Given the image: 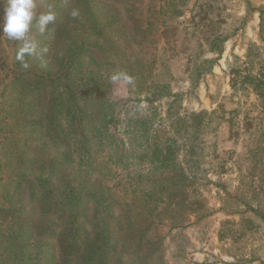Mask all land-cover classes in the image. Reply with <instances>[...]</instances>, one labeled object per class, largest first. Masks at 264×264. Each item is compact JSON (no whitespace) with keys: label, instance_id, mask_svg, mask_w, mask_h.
<instances>
[{"label":"trees","instance_id":"1","mask_svg":"<svg viewBox=\"0 0 264 264\" xmlns=\"http://www.w3.org/2000/svg\"><path fill=\"white\" fill-rule=\"evenodd\" d=\"M49 7L55 24L32 33L48 51L24 68L13 41L0 60V264H169L168 234L203 207L190 191L202 162L183 155L197 153L219 112H178L170 69L193 86L213 69L231 36L227 6L38 0V11ZM201 12L213 18L200 35ZM200 40L217 57H202ZM240 74L264 97V71ZM116 78L129 97L112 94ZM235 109L221 105L211 133L232 135Z\"/></svg>","mask_w":264,"mask_h":264},{"label":"rangeland","instance_id":"2","mask_svg":"<svg viewBox=\"0 0 264 264\" xmlns=\"http://www.w3.org/2000/svg\"><path fill=\"white\" fill-rule=\"evenodd\" d=\"M217 2L227 6L225 32L231 36L213 69L197 86L175 67L170 69L174 91L182 93L178 112H219L204 129L207 134L197 153L183 155L192 164L195 159L202 162L200 166L193 164L197 180L190 191L194 190L192 195L202 201L203 207L199 214L195 211L188 215L189 225L168 234L169 264H264V97L256 94L252 84H242L235 77L237 70L243 76L264 71V0ZM212 18L210 12L195 15L200 35ZM199 42L196 51L202 57H217L206 41ZM11 44L6 35H0L1 61L12 57ZM168 55L169 51L161 52L160 62H167ZM111 91L114 96L129 97L121 78L113 81ZM169 103H160L164 117ZM221 105L226 110L236 108L231 114L232 135L224 132L223 126L211 133L221 120ZM2 145L0 137V148Z\"/></svg>","mask_w":264,"mask_h":264},{"label":"clouds","instance_id":"3","mask_svg":"<svg viewBox=\"0 0 264 264\" xmlns=\"http://www.w3.org/2000/svg\"><path fill=\"white\" fill-rule=\"evenodd\" d=\"M3 15L0 17V35H6L18 45L15 60L28 68L27 58L43 55L47 47L40 48L33 33V28L40 34L48 32L49 25H54L56 12L49 7L47 11H38V0H0ZM73 16L77 12H72ZM122 75V74H121ZM128 79L127 76H124Z\"/></svg>","mask_w":264,"mask_h":264}]
</instances>
